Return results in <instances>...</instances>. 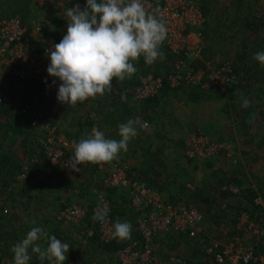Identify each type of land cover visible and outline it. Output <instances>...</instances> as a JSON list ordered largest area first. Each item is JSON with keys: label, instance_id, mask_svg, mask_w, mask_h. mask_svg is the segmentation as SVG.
Instances as JSON below:
<instances>
[{"label": "built area", "instance_id": "obj_1", "mask_svg": "<svg viewBox=\"0 0 264 264\" xmlns=\"http://www.w3.org/2000/svg\"><path fill=\"white\" fill-rule=\"evenodd\" d=\"M144 3L146 11L158 18L162 17L166 22L168 34L163 43L174 55V70L166 77L153 74L141 77L135 88L137 100L155 97L166 86L178 88L187 84L225 91L227 85L236 83L237 78L229 62L218 67L207 66V70L192 66V62L203 60L205 51L203 28L206 16L197 0H144ZM66 32L63 31L56 40L49 42L43 37L45 31L34 20L26 23L17 16L0 19V102L8 100L1 92L9 88L12 81L41 84L48 97L58 91L60 81L56 79L53 84L55 78L47 73L50 64L48 53ZM14 112L27 116L31 125L41 128L43 133L40 141L53 165H59L66 171L73 168L72 157L80 139L59 136L56 127H51L52 123L48 119L42 121L43 115L28 104L14 106ZM146 124L149 125L148 122ZM190 147V157L212 158L220 154L223 145L209 139L201 130H196L191 133ZM125 162L118 157L110 163L77 165L82 171L96 168L94 181L100 186L95 187L93 194L97 204L92 214L88 215L84 205L73 202L57 214L58 220L77 225L88 218L93 220L95 212H107L105 223L92 222L97 224L100 239L108 242L114 238L115 220L106 190L125 188L128 190L130 206L138 214L140 239L132 240L117 251L118 264H187L179 254L163 257L158 247L164 236H170L177 243L181 242L182 235L197 238L202 231V211L194 205L168 201L162 192L145 180L129 176ZM26 176L24 170L18 179L23 180ZM256 203L262 208L257 219L246 212L238 218L237 227L244 236L235 235L227 243L219 239L212 240L205 250L209 256L205 264H264V252L261 251L264 249V203L260 198Z\"/></svg>", "mask_w": 264, "mask_h": 264}, {"label": "trees", "instance_id": "obj_2", "mask_svg": "<svg viewBox=\"0 0 264 264\" xmlns=\"http://www.w3.org/2000/svg\"><path fill=\"white\" fill-rule=\"evenodd\" d=\"M201 2L204 8L203 10H205V13L207 14V8L210 7L209 2L207 0H201ZM243 2L244 0H237L234 2V4H242ZM76 4H79L81 10H83L86 7V0H77L75 2V5ZM3 6L8 7V15L10 16H17L24 20H27L33 16V9L30 6L29 0H0V10ZM227 9L228 8L224 4L222 6V12H227ZM1 13L2 15L0 14V18L6 17V14H3V11ZM56 19L59 20V24L57 25V29H55L54 34L58 33L60 26L63 25V20L61 17H57ZM228 20H231V23L234 25L232 28L237 27L239 29V27L242 26V32L246 36L249 34H254V38L258 45L264 46V13L258 14L256 16H253V13H251L250 16L243 17L242 19L240 16H235L234 19L228 18ZM51 31L53 32L54 30ZM167 57L174 62L173 54L169 53L167 54ZM132 63L138 69V71L140 69L143 72L142 74H148L150 68L153 66V64L147 65L143 56H141L138 61H132ZM192 66L195 69H205L203 60H196L192 62ZM143 67L146 68L144 69ZM233 67L234 71L236 72V67ZM173 70L174 67H172L170 73H172ZM138 71L131 79H125L122 82L113 79L112 91L110 93L106 92L104 96L98 95L96 99L92 100L93 102H96L94 106H90V109L100 112L104 115L103 119H101V123L98 125V128L105 133L106 139L119 140L120 136L118 134V125L126 123L130 118L140 117L143 122L147 123V121H144V118H146L148 111L153 107L156 99L162 92L161 91L157 96L147 100L137 101L135 91L133 92V90H131V86L135 83L137 84L138 80L140 82L141 77L138 78ZM154 75L159 76L160 72L155 71ZM14 83L15 82L12 81V85ZM32 84L29 87V91L26 93L14 95L12 91L11 98L14 99L19 97L21 100L19 105H30L31 108L37 113L43 115V118L41 119L42 121L46 119L49 120L52 116H56L57 114L53 112L52 105L58 102L62 107L64 104L57 100L58 91L55 92L52 97H48L44 95L41 84ZM231 85V89L235 90V86H237V84ZM37 86H41V88L37 89ZM166 88L169 89V86H166ZM213 92H215V90L213 91L202 87H192L189 93V99L192 101L210 99L213 96ZM218 94L221 95L222 93L218 92ZM121 96H126V101H122ZM55 100L56 102H54ZM77 105L79 107L84 106V104L81 103H78ZM14 106V104L11 105L6 101L0 102V113L4 114V118L0 119V199H3V205L0 206V260L7 256L13 257V253L10 251V249L13 245L25 238L27 234V228H24V224H27L29 221H18L17 216L13 214V211H10L11 209L15 210L14 204L17 200L21 203V206H23L22 210L25 212L29 211V209L34 206L33 212H36V215H40L39 220H42L38 226L44 228L45 231L49 233V235L53 234L57 237V239H60L61 241L68 244L71 243L77 244V246L80 245V243H77L78 240L75 242L73 236H70L68 229L67 231L66 229H63V225L66 223L59 221L57 218V214L60 211L66 209V205L61 204L57 214L52 216L51 220H48L49 217L47 215L43 218L42 214L40 213L41 210L47 208L50 206V204L57 203L59 200L61 201V193L66 192V181L69 180L68 177L70 176L66 169L51 163L48 155L46 154L45 148L42 146L40 141L43 133L41 128L39 126L31 125V120L27 116L15 114ZM73 112H75V110L71 112L73 116H70L73 119L71 125L73 132H68L66 137L80 140L82 138H88L92 133V127L95 124V119L91 118L89 115L90 113H88L86 119L83 120V118L81 119L78 116H74ZM54 121V119H51V122ZM137 128L140 135H142V130L143 132H146L147 130V127L139 128V126H137ZM146 135L148 134L146 133ZM142 137L143 135L138 137V139L129 142L128 146L131 145V148L136 150L139 144H141L140 142ZM162 142L163 141L161 139L159 144L164 147L165 143ZM157 145L158 144H156V146ZM143 150H146V161L149 163L142 171V173L148 178L145 181L148 182V184L153 186L155 185L160 192L169 189L174 181H171L169 177H166V180H163L162 183H159L161 182L159 178L163 175V173L156 172V170L153 168V164H151L152 161L154 162L160 158H163V154H160L161 150L158 148L152 149L150 146L146 148L143 146ZM189 158V161L192 159L210 161L209 159H211L202 157ZM91 168L92 172H96L95 167ZM24 170H26L27 176L25 179L19 180L18 177L23 173ZM83 185L85 187H89L90 184L85 183ZM214 187V193L219 192L221 195V197L218 199V202H220V200H222V185H219L217 188L216 186ZM47 188L49 190H47ZM182 189L183 190L180 191L181 195H184L185 192L188 194L192 192V202L194 203L196 200H201L205 205H212L214 203V199L209 197L207 192L203 193L204 191L200 188L195 191V188L193 190L188 186H183ZM193 191L195 192L193 193ZM32 192L35 194L31 195ZM51 194L53 195L52 198ZM245 194V198L247 197L251 204L260 206L256 203L257 192L255 190L247 188L245 189ZM120 195L125 196L124 193H120ZM177 203L178 202L174 204ZM129 204L127 205L129 210L126 208V205V207H123L120 204H115L113 208V214L115 222L117 221V216L122 217L124 221L131 223V239L119 240L117 238H113L108 242H104L100 239L97 233L95 235L93 234L92 237L87 238L89 244L84 248L85 258L83 260L76 261L78 258L77 254L75 252L69 251L66 254L68 259L65 261V264H118V260L115 255L117 251L124 248L132 240L134 241L140 239V233L138 230H135V226H137L136 221L138 219V214L134 212L131 206L129 207ZM6 208H10V210ZM249 215H251V213ZM11 216H14L17 219L18 227H15V225L12 223L13 218L10 221L9 217L11 218ZM89 220L91 219L88 218L87 221ZM87 221H84L79 225L70 224L69 227L73 229L72 232L86 230V228H89L92 225ZM193 239L194 238L189 236L182 235L180 240L190 244L191 242H194L192 241ZM39 243H41L44 248L47 247L46 242L40 241ZM29 252L31 255L29 264H54V261H49L47 259L40 261L38 259V254L32 253L31 249ZM208 257L209 256L206 253L204 254V251L202 252V250L197 249L193 256L188 260L187 264H205Z\"/></svg>", "mask_w": 264, "mask_h": 264}, {"label": "crops", "instance_id": "obj_3", "mask_svg": "<svg viewBox=\"0 0 264 264\" xmlns=\"http://www.w3.org/2000/svg\"><path fill=\"white\" fill-rule=\"evenodd\" d=\"M203 11L206 16V24L204 26L205 28H203V31L205 33V29L208 27L207 20L208 18L210 19L211 13L209 9L207 14L205 13V10ZM207 39L208 36L207 37L205 36L204 45H206ZM205 47H206L205 53L207 54V46ZM248 49L251 50L249 53H248ZM258 51H264V46L258 45L255 38H253L250 42H247L246 39H244V43H243V39L236 40L235 52L237 54V60L239 61V64H241L240 65L241 68L239 69L241 70V73L245 72V74L242 75L239 84L236 83L237 86H235V91L233 93L235 97L232 96L233 102L230 101L202 102L205 100L221 99L223 94L227 96L228 93L226 92L224 93L221 90H216V89H209V90H215L222 94L221 95L218 94V96L211 97L210 99H202L201 101H192L189 99L190 91L186 90V87H191V86L187 84H182V86L178 87L179 89L183 88V90L187 91L185 95L186 96L185 102H182V104H186L189 105V107H191L192 119H193L191 120L192 122L195 123L194 128L201 130L205 136H207L209 139L213 140L214 142L223 145L220 151V154H222V156L219 154L218 156H216V158L209 159L210 161L200 159V163L206 165L207 168L205 171L206 175L203 176V178L202 176H200V178H198L197 180L191 179V181L189 182L185 181V183H183L180 174H178L179 171L184 172L186 171V169H189L188 168L189 165L186 163L184 164V157L185 158L190 157L189 150L191 149L190 147L191 141H189L190 139L189 135L188 136L186 135V137L183 139L176 138V142H175L180 144L178 151L180 152L179 154L183 157V162L180 158H171V156L170 158H167L166 156H162L163 158H160L154 162L152 161L151 163L153 164V168L156 170V172L163 173V175L159 178L161 181L159 183H162L163 180H166L165 179L166 177H169L171 181H174L169 189L162 191L164 197L168 201L172 203L174 201V203L183 202L189 205H194L198 207L199 210L202 211L203 213L204 219L201 223L202 231L197 238H194L192 240L194 242L190 243V248L192 251L191 256H193L194 252L197 249H200L198 246H196L199 245V241H202L203 239L206 240V238L203 237L206 236L205 234H203L205 230L207 231V229H209L208 231H210L212 235L215 233L220 234L221 231L222 241L224 243H227L230 241L231 237L235 235L243 234V231H240L237 227L238 218L241 214H243V212H246L247 214L251 213V215L257 219L262 211V208L260 206L251 204L248 198L247 197L245 198L246 196L245 189L251 188L252 190H255L257 192V199L260 198L261 201L264 203V93H263L264 67H262L259 64V62L255 60H251L250 62L248 61V56H250L251 59L252 58L251 55H254V53ZM208 58H209L208 61L206 60L203 61V63H205V66L206 64H210V62H212L213 60L210 57ZM170 62H172V60H170ZM138 83L137 84L135 83L131 86V90H133V92L135 91V88L138 85ZM166 89H164V91L161 92L159 97L156 99L153 107L148 111L146 118H144V121H147L148 123H150L149 125L154 127L153 130L147 133L149 135H144L145 132H143L142 130L143 137L140 142L141 144H139L138 148L134 150L133 148H131V145H129L128 151L127 152L122 151L118 156L119 158L126 161L125 164L128 167V175L131 176L132 178L142 179V180L148 179L142 173V171L147 166V164H149L146 161V156H145L146 150L145 151L143 150V146H145V148L150 146L152 147V149L158 148L161 150L160 154L161 153L163 155L166 154L165 150H168L169 144L167 142V138L169 136L167 135L165 136L163 132L168 127L173 128V130L175 128L176 130L178 129L177 127L182 124L180 115L178 113V106H175L173 102H164L165 99L164 96L166 95V92L168 90L176 91V89H170V87L169 89L168 88ZM11 90H12L11 88H8L6 90H3L1 93L7 94L8 93L7 91L10 92ZM230 90L231 91L229 93H232V89ZM246 97H251L252 102L249 103V106L247 108H244L241 105H242V100L247 99ZM92 100H93L92 98H89L85 102H91L92 106H94L96 101L93 102ZM54 102H56V100ZM89 105L86 106L84 104V106H82L81 108H90ZM88 113H90L89 115L91 118L95 119V124L92 127V129L96 128L97 130H99L98 125L101 123V119H103L104 115L100 112L90 109L88 112H85V115L83 116V120L86 119ZM69 118L71 119L70 116ZM157 126H159L161 130L156 129ZM163 127H165L164 130ZM99 131H101V129ZM182 133L183 132L181 131L178 132L177 136L178 137L182 136ZM142 135H140L138 132V135L134 137L131 141L138 139V137H141ZM149 139L151 141L148 142L149 143L148 144L146 143V140ZM161 139L165 143L164 146L165 148L162 147L161 144H159ZM184 139H187L188 144H186L185 142H181ZM156 144L158 145L156 146ZM232 153H234L235 157L238 160L236 159L235 162H233V165L226 164V163H231V160L227 159L226 156H229ZM134 156L136 159H134ZM192 161L194 160L189 161L190 165H192L191 164L193 163ZM196 163L197 166L190 167L191 169L189 171H194L195 173L196 170L199 171L198 162ZM202 167L203 166H200V168ZM167 169L173 171V175L165 173ZM215 169H221V170L220 171L217 170V172H212L211 174L210 171H213ZM67 173L69 174L70 177H68L69 180L66 181L67 184L66 192H63L66 193V199L68 198V196H75V199H73L72 202L74 201L80 202L87 209V214L91 215L92 209L97 204V199L92 191H94L95 187L100 186V183H96L94 181L95 172H92V168L90 167L89 169H86L84 171L82 170L75 171L72 168L71 170H68ZM193 174L194 173H192V175ZM189 175L191 174L189 173L183 175V178H187ZM215 175L216 176L218 175V177H216ZM85 183L90 184L89 187H85L83 185ZM219 185H222V200H220L219 207H221L222 202L225 200L226 202L232 204V208L229 209L230 212H227L224 209V206L228 204H225L224 206L222 205V209L218 208L217 211L215 210L213 211V209L216 208L217 206L214 203H218V199L221 197L219 192L214 193L215 192L214 186H216L217 188ZM183 186H188L190 189L193 190L194 188L202 189L204 191L203 193L207 192L209 194V197L214 199V203L212 205H205L202 203L201 200H196L195 203L188 199L187 201L184 195L180 194V191L183 190L182 189ZM154 187L157 188L155 185ZM106 193L109 197L112 208H114L115 204H120L123 207H126L130 203L128 190L125 188L107 189ZM120 193H124L125 196H121ZM110 194L113 197L114 196L116 198L119 197L120 201L114 200V198L110 197ZM81 195H83L84 197L83 198L80 197ZM72 202L67 204L66 207L70 206ZM203 205H205L207 208H205ZM126 208L129 210L128 206ZM92 221L93 220L87 221L92 225L89 228H86V230L75 231V232L68 231L70 233V236H73L74 241L76 242V240H78L77 243H80L79 246H77V244L69 243V245L71 246L69 251L75 252L78 256L76 261L83 260L85 258L84 248L89 244L87 238L92 237V235L93 234L95 235L96 233L99 236L97 224L96 222H92ZM120 221L124 222L123 219ZM205 223H207V225H205ZM135 230H138L137 226H135ZM215 239H219V238L212 237L210 238V242ZM176 243L173 242L171 244L172 249L173 246L176 245ZM209 243L207 245H209ZM261 251L264 252V249H261ZM190 258H187L186 261L188 262Z\"/></svg>", "mask_w": 264, "mask_h": 264}, {"label": "clouds", "instance_id": "obj_4", "mask_svg": "<svg viewBox=\"0 0 264 264\" xmlns=\"http://www.w3.org/2000/svg\"><path fill=\"white\" fill-rule=\"evenodd\" d=\"M66 17V35L48 53L47 68L48 75L55 78L53 84L56 79L60 81L57 100L61 103L76 106L78 102L110 93L114 78L122 82L138 71L132 61L141 56L147 65L165 59L160 48L168 34L166 22L146 11L144 0H86L83 10L79 4L67 8ZM252 58L264 67V51L256 52ZM126 99L121 96L122 101ZM249 103L243 99L241 106L247 108ZM137 126L146 128L147 124L140 117L119 124V140L106 139L102 131L93 128L91 135L75 146L73 170L79 171L77 165H99L117 159L121 151H128L129 142L138 135ZM106 217L107 212H95L92 219L103 224ZM31 223L35 225V219ZM131 234V223L117 219L113 237L128 240ZM40 241L46 242L47 247ZM70 247L44 228L34 226L10 251L14 264H29L30 249L40 261L65 264Z\"/></svg>", "mask_w": 264, "mask_h": 264}, {"label": "rangeland", "instance_id": "obj_5", "mask_svg": "<svg viewBox=\"0 0 264 264\" xmlns=\"http://www.w3.org/2000/svg\"><path fill=\"white\" fill-rule=\"evenodd\" d=\"M4 1H8V0H4ZM29 1H30V6L33 9V16L31 18L25 20V22L27 23L31 20H34L36 25H38L39 28L41 27V30L45 31V34H43V37L45 38V40L49 39V42H50L52 39L56 40L63 31L67 30L68 21H67V17H66V10H67V8L74 7L75 2L77 0H68V1L67 0H29ZM207 1L210 4V7H208V9L211 13V16H210V19L208 18V20H207L208 27L206 26L207 28L205 29V33L203 31L204 37L208 36V39L206 40V45H205V46H207V54L204 51L203 61L204 60L208 61L209 60L208 57H210L213 60H212V62H210V64H206V66H205L206 68L204 70H207V66H217L218 67V66H221L222 63H224V62H229L232 66H235L237 69L236 72L235 71L234 72H235V75L237 78L236 83L239 84V82L241 81V77H242V75L245 74V72L241 73V70L239 69V68H241V66H240L241 64H239V61L237 60V54L235 52L236 40L243 39V43H244V39H246L247 42H250L254 38V34H249L246 36L242 32L243 31L242 26H240L239 29L237 27L232 28L234 25L231 23V20H228V18L234 19L235 16L236 17L240 16V18L242 19L243 17L250 16L251 13H253V16L254 15L256 16L258 14H262V13H264V0H244V2L242 4H237V3L234 4V2H236L237 0H207ZM197 2H199L201 7L203 8V6L201 4V0H197ZM224 4L228 8L227 12H222V6ZM2 11H3V14H6V17H10V15H8L9 12H8L7 6L2 7V9L0 10L1 15H2V13H1ZM6 17H1V18H6ZM57 17L62 18V20H63L62 24L63 25L60 26L59 32L54 34L55 29H57V25L59 24V20L56 19ZM51 30H54V31L52 32ZM245 36H246V38H245ZM239 47H237V48H239ZM205 49H206V47H205ZM160 50L165 53V59L163 61H160L158 59L156 62H154L153 66L150 68V71L148 74H142L143 72L139 69L138 78L143 77V76H147L150 74L154 75L155 71L160 72L159 76L164 75L162 77H166L168 74H170V71L172 70V67H173V65H172L173 61L170 62V58L167 57V54H169V53L171 54V52L166 48L164 43L162 44ZM250 51L251 50L248 49V53ZM251 56L253 57V55H251ZM251 60H254V59L253 58L250 59V56H248V61L250 62ZM213 64H215V65H213ZM217 64H219V65H217ZM204 65H205V63H204ZM143 68L145 69L146 67H143ZM161 68H163V69H161ZM233 69H234V67H233ZM32 83L33 82H31V83L30 82H28V83H25V82L17 83L16 82L13 85H11L9 88H11L12 90L10 92L7 91L8 93L4 94L8 98V100L6 102H8L11 105L14 104L15 106H18L19 103L21 102V100L19 97L12 99L11 98L12 91H13L14 95H20L22 93H26L27 91H29V87L31 86ZM37 84L38 83L35 84V82H34V84H32V85H37ZM263 85H264V83H263ZM231 86L232 85H227L225 87V91H222L224 93L225 92L228 93L227 96L223 94L224 96L222 95L221 99L205 100L202 102H226V101L233 102L232 96H234L233 93L235 90H232V93H229L231 91L230 90ZM40 88H41V86H37V89H40ZM42 88H43V93H44V90H45L44 86H42ZM191 88L192 87H186V90L191 91ZM6 89H8V88H6ZM6 89H4V90H6ZM186 92L187 91L183 90V88L182 89L178 88V89H176V91L175 90H168L166 92V95L164 96L165 97L164 102H173V104L175 106H178V113L180 115V119L182 121V124L180 126H178L177 127L178 129H176V130H175V128L173 130V128L168 127L163 132V134L169 136L167 138V142L170 146V147L168 146V150H165L166 154H164L163 156H166L167 158H170V156H171V158H180L182 160V162H183V157L179 154L180 152L178 151L180 144L175 143L176 138H182L183 139L186 137V135L187 136L189 135L190 136L189 141H191V133L195 132V130H198V129L194 128L195 123L192 122L193 119H192L191 107H189V105L182 104V102H185ZM214 96H218V92H216V91L213 92L212 97H214ZM246 98L249 102H252L251 97H246ZM82 104H85L86 106H88L89 104H91V102H84ZM90 106H92V104L89 105V107ZM190 106H191V104H190ZM206 106H208V105H206ZM52 108H53V112L56 113L57 115L52 116L49 119L50 122H51V119L55 120L54 122H51L52 124H50V126L53 127V125H54V127H56V129H57L56 131L58 132V135L61 137L63 136L65 138H66V135L68 132H70V131L73 132L72 128H71L72 127L71 126L72 125V118L71 119L69 118V116H73V114H71V112L73 110H75V112H73L74 116H78L82 119L83 116L85 115V112H88L90 110V108H81L78 105L71 106V105L63 104V106L61 107L60 103H58V102L54 103L52 105ZM3 118H4V114L0 113V119H3ZM147 128L150 130L147 129V131L145 132L144 135H146V133L151 132L154 127L151 125H148ZM164 128L165 127H163V130H164ZM156 129H160V127L157 126ZM175 131L183 132L182 136L178 137L177 136L178 132H175ZM150 141H151L150 139L146 140V143H148ZM181 142H185L186 144H188L187 139H184ZM187 147H188V145H187ZM167 152H168V154H167ZM220 155L222 156V154H220ZM214 158H216V157H212L211 159H214ZM219 158H222V157H219ZM226 158L231 160V163H226V164H230V165L231 164L233 165V162H235V160L237 159L235 157L234 153H232L229 156H226ZM134 159H136L135 156H134ZM189 159H190L189 157L188 158L184 157V164L185 163L188 164L189 169H186V171H184V172H182V171L178 172V174H180V177H181L183 183H185V181L189 182V181H191V179L197 180L198 178H200V176H202V178H203V176L206 175V172H205L207 169L206 165H204L203 163H200V160H198V159L197 160L192 159L194 161H192L193 163H191L192 165H190ZM196 162H198L199 171L196 170V173L194 171H189L191 169L190 167L197 166ZM221 162H222V160H221ZM200 166H203V167L200 168ZM217 170L220 171L221 169H215L213 171H210V173L212 174V172H217ZM165 173L173 175V171H171L170 169H167L165 171ZM189 173L191 175H189L187 178H183V175H186ZM192 173H194V174L192 175ZM216 177H218V175ZM47 190H49V189L47 188ZM195 191H197V189H195ZM195 191H193V193ZM33 194H35V193L32 192L31 195H33ZM61 196H62L61 201L59 200V202H57V203H52L47 208H44L43 210H41L40 213L42 214L43 218H44V216L47 215L49 217L48 220H51L52 216H55L57 214V211L60 208L61 204L67 205L70 202H72L73 199H75V196H68V198L66 199V193H63V192L61 193ZM192 196H193L192 192H190L189 194L187 192H185V194H184V197L186 198V200L188 199V200L192 201ZM52 197H53V195L51 194V198ZM80 197L83 198L84 196L81 195ZM110 197L114 198V200H116V201L117 200L120 201L119 197H117V198L115 196L114 197L110 196ZM76 198H79V197H76ZM5 200H6V198H5ZM65 201H66V203H65ZM74 202H78V201H74ZM225 204H228V205L224 206ZM1 205H3V199H0V206ZM216 205L217 206H216V208L213 209V211L214 210L217 211L218 208L222 209V205L224 206V209L227 212H230L229 209L232 208V204L226 202L225 200L222 202L221 207H219L220 202H218ZM6 206H8V205H6ZM14 206H15V210L14 209L10 210V208H6V209L13 211V214H15L17 216L18 221H21V220H23L24 222L29 221L27 224H24V228H27V233L31 230L32 227L38 226L39 223L42 221V220H39L40 215H36V212H33L34 206L31 207L29 209V211H26V212L22 210L23 206H21V203L18 200L16 201ZM203 206L205 208H207L205 205H203ZM12 218H13V220H12ZM21 218H23V219H21ZM25 218H26V220H25ZM116 218L119 220L123 219L122 217H117V216H116ZM9 219H10V221L12 220V223L15 225V227L16 226L18 227L17 219L14 216L13 217L11 216V218L9 217ZM33 219H35V221H36L35 225H33L31 223V221ZM205 225H207V223H205ZM69 226H70V224H64L63 229L67 228L69 231L70 230L72 231L73 229ZM208 230L209 229H207V231L205 230L203 232V234L206 235V236H203L204 238H206V240L203 239L202 241H199V245H196L200 248V250H202V252L204 251V254H205L206 247L208 246L207 244L210 242V238L214 237V238H219V240H222L221 231H220V234L215 233L212 235L211 232ZM23 232L25 233L24 230H23ZM209 235H211V236H209ZM201 239H202V237H201ZM173 242L174 241L170 238V236H164V238L162 239V242L160 243V245L158 247L159 248L158 251L163 255V257H167L170 254H179L185 260H187V258H190L191 252H192L191 248H190V244L181 240V242L178 243L177 245L173 246V249H172L170 247L171 246L170 244H172ZM0 261H1L0 264H14L13 257L7 256Z\"/></svg>", "mask_w": 264, "mask_h": 264}]
</instances>
